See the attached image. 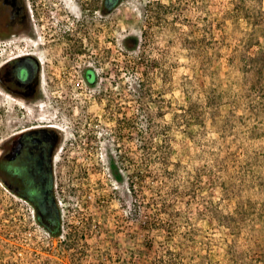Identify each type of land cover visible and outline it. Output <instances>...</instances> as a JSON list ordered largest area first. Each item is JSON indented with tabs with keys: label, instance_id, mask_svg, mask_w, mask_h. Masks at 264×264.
<instances>
[{
	"label": "rangeland",
	"instance_id": "1",
	"mask_svg": "<svg viewBox=\"0 0 264 264\" xmlns=\"http://www.w3.org/2000/svg\"><path fill=\"white\" fill-rule=\"evenodd\" d=\"M25 1L50 61L0 141L60 125V231L0 181V264H264V0Z\"/></svg>",
	"mask_w": 264,
	"mask_h": 264
},
{
	"label": "flooded vegetation",
	"instance_id": "2",
	"mask_svg": "<svg viewBox=\"0 0 264 264\" xmlns=\"http://www.w3.org/2000/svg\"><path fill=\"white\" fill-rule=\"evenodd\" d=\"M40 19L25 0H0V58L5 57L0 89L29 105L43 99L50 61L49 37L38 31L44 27ZM87 69L84 77L90 75ZM63 140L60 125L46 122L23 126L0 141V181L44 226L53 227L56 221L49 204L57 207L54 167L63 158Z\"/></svg>",
	"mask_w": 264,
	"mask_h": 264
},
{
	"label": "trees",
	"instance_id": "3",
	"mask_svg": "<svg viewBox=\"0 0 264 264\" xmlns=\"http://www.w3.org/2000/svg\"><path fill=\"white\" fill-rule=\"evenodd\" d=\"M121 1L122 0H102L100 8L103 12H109L112 11L114 8H116V6ZM88 72L90 75L88 77L85 76V78L87 81H91L94 78V72L93 70H89ZM113 172L116 174V176H118L117 170L114 166H113ZM49 205H50L49 209L51 210V212L56 214V221L53 227L44 226V225L42 226L45 227L52 235H57L60 231L59 211L58 208L55 207L53 203H50Z\"/></svg>",
	"mask_w": 264,
	"mask_h": 264
},
{
	"label": "bare ground",
	"instance_id": "4",
	"mask_svg": "<svg viewBox=\"0 0 264 264\" xmlns=\"http://www.w3.org/2000/svg\"><path fill=\"white\" fill-rule=\"evenodd\" d=\"M25 107V106H24Z\"/></svg>",
	"mask_w": 264,
	"mask_h": 264
}]
</instances>
